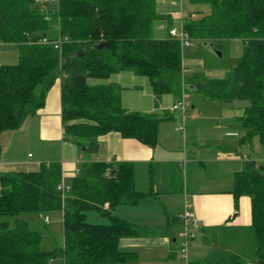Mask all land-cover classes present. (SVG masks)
<instances>
[{"label": "trees", "instance_id": "obj_1", "mask_svg": "<svg viewBox=\"0 0 264 264\" xmlns=\"http://www.w3.org/2000/svg\"><path fill=\"white\" fill-rule=\"evenodd\" d=\"M50 1L56 6L47 7ZM191 1L210 8L184 17L183 27L192 38L244 42L243 53L226 78H207L199 72L185 77L179 40L153 36L154 21L162 17L157 0H0V42L18 45L17 63L0 64V133L19 129L43 108L49 89L60 79L63 130L82 151L95 152L98 138L111 131L155 146L165 117L128 110L122 103L124 87L109 81L114 73L131 71L148 77L156 100L165 94L179 98L187 92L222 102L248 100L239 116L245 129L242 140L250 142L257 135L264 146V0ZM43 37L63 42L56 48L41 43ZM100 42L105 43L102 48L79 54ZM78 169L67 181L60 161H43L35 171L0 173V264H131L137 260V253L121 249L119 242L144 230L113 214L118 205H135L144 195L135 185L134 163L95 160ZM62 181L70 186L64 196L58 189ZM233 193L236 199L251 197L254 247L250 256L264 264V164L246 160L235 174ZM90 209L108 216L109 222H89ZM52 210L62 211L64 241L45 250L42 235L23 215ZM218 260L228 262L225 256ZM228 264L242 262L236 258Z\"/></svg>", "mask_w": 264, "mask_h": 264}, {"label": "crops", "instance_id": "obj_2", "mask_svg": "<svg viewBox=\"0 0 264 264\" xmlns=\"http://www.w3.org/2000/svg\"><path fill=\"white\" fill-rule=\"evenodd\" d=\"M163 2L165 0H157V6L158 3ZM164 26L162 22L159 23L156 32L163 31ZM175 27L169 28V34L166 37L156 38L169 37L170 30ZM232 40L235 39L220 41ZM242 43L244 45L243 41ZM182 50L185 77L189 79L193 73H202L199 69L189 72L184 59L186 50L185 48ZM5 55L6 52L0 48V64L8 63L2 61V58H7ZM213 71L209 72L208 76L205 74L207 78L222 79L226 76V73L220 75L219 71ZM109 81L119 83L124 87L122 103L128 110L155 113L159 117H165L160 122L158 143L155 146L146 145L134 138H124L119 132L111 131L98 138V149L95 152L82 151L75 139L66 137L63 130L61 81L57 79L47 93L44 107L34 115L27 117L21 125V131H24L26 136H30L29 141L36 151L37 157L32 156L31 153L23 158L15 156L14 153L10 154L9 151L12 147H8L9 143L6 141L4 142L5 149L0 155V173L35 171L39 169L43 161H60L64 178L67 181L76 174V170L80 167L79 164L85 162L95 160L131 161L135 166L136 188L144 195L137 204L118 205L113 211L114 215L142 226L141 228L144 230V233L139 236L120 239L121 249L135 251L138 255L137 260L131 264H157L158 260L163 261L162 264H171L167 260V256L168 254L169 258L176 256L172 247L174 244L178 245V234L181 229L177 217L183 211L186 202L192 205L199 220L197 239L191 246L192 252L189 256L191 262L212 261L211 264H219L218 256L221 259L225 256L228 262L237 258L242 264H257L255 259L248 255L250 249L246 247V244L250 243L251 246L254 242L251 227V197L242 195L236 199L233 193L236 172L243 168L246 160L252 158L250 155H242L241 158L232 156L236 148L234 147L235 138H238L240 149L241 145L246 143L242 140L245 129L239 122L240 115L234 118L233 125L225 127L221 138L215 139L217 144L206 153L205 149H199V145L204 140L203 136L214 135L213 127H208L205 132L201 131V126L197 121L201 118L189 111V109L193 111L198 107L196 103L191 102V106L187 110V112L189 111L187 118L190 117V122L182 131L175 127L176 118L181 113L169 108L176 102L178 96L165 94L156 100L148 77L136 75L131 71L114 73ZM187 94L208 98L195 92H187L185 95ZM198 102L201 103V101ZM221 103L230 102L221 101ZM244 107L241 109L242 112ZM218 122L221 123V121ZM177 131L183 132L186 146L189 144L196 149L192 150L191 155H189V148L180 144ZM10 132L14 131H4L0 135ZM202 132L205 134L202 135ZM18 150L19 147L16 148L17 154H19ZM30 156L34 159H31ZM208 162L212 166H210L206 177L202 175V171L195 172L196 164L206 170ZM176 178L180 181L177 185H175ZM174 194L180 195L175 202ZM162 198L165 199V201L163 200V214L157 207L154 213L159 214L156 215L152 212L146 213L139 210L142 204L152 202L157 205L159 201H162ZM170 203H176L175 206L178 204L179 207H173ZM174 211L176 212L174 213ZM169 247L171 253L168 250ZM252 248L250 252H252ZM159 249L165 250L162 257L155 255Z\"/></svg>", "mask_w": 264, "mask_h": 264}, {"label": "rangeland", "instance_id": "obj_3", "mask_svg": "<svg viewBox=\"0 0 264 264\" xmlns=\"http://www.w3.org/2000/svg\"><path fill=\"white\" fill-rule=\"evenodd\" d=\"M47 7H54L56 5L53 1H50L48 3H45ZM203 9L205 12L209 11V5L206 3H196L191 0H165L163 3H158L157 6V13L159 14V17L155 19L154 21V27H153V36L154 37H166L169 34V28L171 26L180 27L182 25V20L184 17L189 15L194 10H200ZM163 23L165 26V29L163 31H157V26L159 23ZM0 48H2L3 52H6L7 58H2V61L14 64L18 61V45L15 43H4L0 42ZM244 49V45L241 40H232V41H215L213 43V47L204 45L202 41L195 40V45L193 47L185 48L186 53L184 55V59L187 62V69L189 72L194 71L195 69H199L202 71V73L207 75L209 72L216 70L219 71L222 74L226 73V78L231 74V72L234 70V68L237 65L239 57L242 55ZM219 52H221V56L219 55ZM3 54V53H2ZM227 71V72H226ZM214 72V71H213ZM205 75V76H206ZM208 76V75H207ZM206 76V77H207ZM211 77V76H209ZM186 100H189L192 103H196L198 107L192 111V109H189L192 113H195V116L198 118H201L200 120H197L201 126V131H206L208 127H213V133L214 135H208L203 136L204 139L201 141L204 146L200 143L199 149H205L206 153L209 152V149L213 148L215 144H217L215 139L221 138L225 131V127L233 125L234 118L236 116L241 115V109L242 107L249 104L248 100L245 99H236L230 103H221L220 100H214V99H204L200 97H195L190 94L185 95ZM198 101H201L198 102ZM171 107V106H170ZM169 107V108H170ZM188 111V112H189ZM241 111V112H240ZM179 115V114H178ZM229 120V121H228ZM218 121H221L219 123ZM172 122V121H170ZM190 122V117L184 120L183 116L180 114L179 117L176 118L175 127L179 128V126H182L185 124V126L188 125ZM218 125L219 128H218ZM178 130V129H177ZM178 133V140H180V144L183 147L189 148V155L192 154V150H196L195 148L191 147V145H185L184 143V134L182 131H177ZM202 132V135L205 133ZM30 136L24 133V131H21V127L14 132L5 133L3 135H0V155L3 153L5 149V143L8 142L9 146L12 147V149L9 151V153H14L15 156L19 157H25L28 155V153H31V155L34 157L36 155V151L30 144ZM235 145L234 147V157L241 156H247L250 155L252 158L256 159L257 161L264 164V146L261 143L259 136H253L252 140L250 142L243 143L241 145L238 141V138H235ZM225 143V142H224ZM222 143L223 145H225ZM19 147L18 153L16 151V148ZM240 149V150H239ZM14 151V152H13ZM241 151V152H240ZM197 154H200L197 152ZM32 156H30L31 159ZM210 157V155H209ZM80 166L82 164H79ZM211 163H206V170L201 167L199 164L195 165V172L202 171V175L206 177L207 172H209ZM214 174V173H213ZM216 176V174H214ZM212 177V175H211ZM180 181L176 178L175 185H177ZM171 196V195H170ZM180 197L179 194H174L173 199L174 202ZM159 201L157 205H154L152 202H147L146 204H142L139 207V210L142 212H152L154 215L159 213H154L156 211V207L158 208L159 212L162 211L163 208V200ZM176 203H170L173 207ZM176 208L179 207L177 204L175 206ZM127 208V207H126ZM176 211H174L175 213ZM173 213V212H171ZM163 214V211H162ZM161 214V215H162ZM48 216L50 221L49 223H46L45 217ZM23 218H25L29 223L30 227L39 232L42 235V247L45 250H52L56 248L57 246H61L64 241V226H63V214L61 210H52L50 212L41 214L39 212H31L26 213L23 215ZM87 220L91 223H107L109 222L108 216L102 214L98 210L90 209L87 211ZM13 222V221H12ZM181 226V222H179ZM142 227V226H141ZM147 230V229H146ZM177 236V234H176ZM178 237V236H177ZM254 240V238H253ZM177 245V244H176ZM174 244L173 252H176V256H172V258H169V254L167 256V260L171 264H187V259L183 257L182 251L179 249V246H176ZM246 247L249 248L248 255L252 254L251 248L254 247V242L250 246V243L246 244ZM251 247V248H250ZM169 252L171 253V249L169 247ZM165 250L159 249L155 255L162 257L164 255ZM192 248L189 249V256L191 255ZM166 259V258H164ZM190 261V259H188ZM163 262V261H162ZM161 260L157 261V264H162ZM149 264V263H144Z\"/></svg>", "mask_w": 264, "mask_h": 264}, {"label": "built area", "instance_id": "obj_4", "mask_svg": "<svg viewBox=\"0 0 264 264\" xmlns=\"http://www.w3.org/2000/svg\"><path fill=\"white\" fill-rule=\"evenodd\" d=\"M170 35L178 39L182 48L193 47L195 45V39L192 38L189 33L184 29L183 23L180 27H175L170 30ZM44 44H53L56 48H59L63 42V39L51 40L48 37H43L40 40ZM191 106V102L186 100L185 95L179 97L176 102H174L170 109L175 112H180L186 120L188 117V108ZM180 130L185 129V124L179 126ZM76 173H79V169L76 170ZM58 189L62 191V195H66L70 190V186L62 181L58 185ZM179 221L181 222V229L179 231V241L178 246L182 251L183 257L187 259V264L189 263V249L193 244H195L197 239V227L199 220L192 209V205L189 202L185 203L183 211L178 215ZM46 223H49L50 219L48 216L45 217Z\"/></svg>", "mask_w": 264, "mask_h": 264}, {"label": "water", "instance_id": "obj_5", "mask_svg": "<svg viewBox=\"0 0 264 264\" xmlns=\"http://www.w3.org/2000/svg\"><path fill=\"white\" fill-rule=\"evenodd\" d=\"M204 45H207V46H210V47H213V43L212 42H203ZM105 45L104 42H100L94 46H88L86 48H84L83 50H80L79 54L83 55L89 48L91 47H94V48H102L103 46ZM219 55L221 56V52H219ZM84 150H87V148H84Z\"/></svg>", "mask_w": 264, "mask_h": 264}]
</instances>
